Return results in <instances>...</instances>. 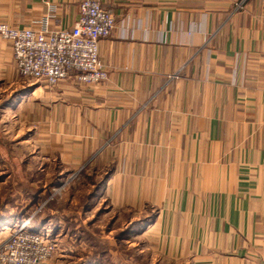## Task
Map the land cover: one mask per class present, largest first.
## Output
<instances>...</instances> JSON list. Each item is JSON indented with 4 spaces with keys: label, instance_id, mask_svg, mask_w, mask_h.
<instances>
[{
    "label": "crops",
    "instance_id": "obj_1",
    "mask_svg": "<svg viewBox=\"0 0 264 264\" xmlns=\"http://www.w3.org/2000/svg\"><path fill=\"white\" fill-rule=\"evenodd\" d=\"M81 1L0 0V23L70 29ZM98 1L116 18L99 43L108 79L28 97L38 128H56V160L102 167L94 196L117 222L147 218L164 259L261 263L264 0ZM0 69L17 70L1 36Z\"/></svg>",
    "mask_w": 264,
    "mask_h": 264
},
{
    "label": "rangeland",
    "instance_id": "obj_2",
    "mask_svg": "<svg viewBox=\"0 0 264 264\" xmlns=\"http://www.w3.org/2000/svg\"><path fill=\"white\" fill-rule=\"evenodd\" d=\"M38 86L17 70L0 69V247L24 221L52 242L41 264H176L143 233L147 218L131 221L128 211L117 222L110 203L94 196L102 167L63 171L56 128H38L36 102L28 99Z\"/></svg>",
    "mask_w": 264,
    "mask_h": 264
},
{
    "label": "built area",
    "instance_id": "obj_3",
    "mask_svg": "<svg viewBox=\"0 0 264 264\" xmlns=\"http://www.w3.org/2000/svg\"><path fill=\"white\" fill-rule=\"evenodd\" d=\"M79 10V18L70 29L36 30L0 23V36L11 44L21 76L48 88L69 77L87 86L108 79L99 43L111 35L116 18L98 0H82ZM24 223L0 247V264H41L51 256L49 235L24 228ZM259 264H264V257Z\"/></svg>",
    "mask_w": 264,
    "mask_h": 264
},
{
    "label": "bare ground",
    "instance_id": "obj_4",
    "mask_svg": "<svg viewBox=\"0 0 264 264\" xmlns=\"http://www.w3.org/2000/svg\"><path fill=\"white\" fill-rule=\"evenodd\" d=\"M30 224L28 222H25L23 227L26 228L27 226H29Z\"/></svg>",
    "mask_w": 264,
    "mask_h": 264
}]
</instances>
